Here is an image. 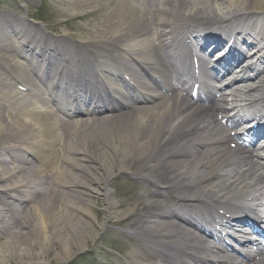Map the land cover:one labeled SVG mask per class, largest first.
Wrapping results in <instances>:
<instances>
[{
    "label": "bare ground",
    "instance_id": "obj_1",
    "mask_svg": "<svg viewBox=\"0 0 264 264\" xmlns=\"http://www.w3.org/2000/svg\"><path fill=\"white\" fill-rule=\"evenodd\" d=\"M67 2L61 8L71 17L103 9V17L92 25V37L78 40H95L90 44L97 49L88 52L66 40V34L50 36L44 32L49 30L45 24L14 18L8 10L0 14V37L8 33L5 41L22 51L17 56L0 54V264L9 259L17 264L45 263L50 250L47 241L52 239L61 246L58 254H71L75 248L89 245L100 229L115 221L124 226L119 231L137 242L128 255L133 264H145L148 258H161L166 264H214L217 251L205 246L196 232L199 225L177 214L181 207L197 206L207 199L217 197L214 201L221 203L236 193L249 196L257 190L249 186L263 181V155L231 148L232 136L215 121L213 107L222 109L227 103L230 108L229 101L236 97L249 113L262 106L260 115L264 116V77L250 84L253 100L248 104H244L246 89L241 85L222 99L225 103L213 99L212 107L191 102L182 87L171 96H153L149 104L134 105L130 111L85 120H64L41 100L26 104L13 91L3 92L2 85L7 70L31 80L23 66L31 57L38 59L42 53L36 52L38 48L59 56H83V60L114 58L121 54H115L116 49L161 70L156 42L167 43L164 39L172 23L179 24L177 29L183 25L194 29L217 22L214 25L236 35L239 27L241 33L248 30L252 45L261 44L258 49L264 50L260 41L264 37V0H168V7H159L158 15L137 0H117L112 6V0ZM150 23L160 27L158 30L163 28L166 37ZM47 41L60 46L52 47ZM47 72L37 71L45 85ZM75 79L78 84L82 81ZM29 83L34 91L39 90ZM44 113L48 119L47 115L43 118ZM229 113L228 109L225 114ZM121 174L126 175L121 178ZM130 176L134 180L129 183L135 188L152 191L123 194L112 189L115 184L118 187V180L122 183ZM160 187L170 193L164 195ZM99 199L103 207L93 206L91 201ZM148 241L156 250L147 247L142 252L140 244ZM39 243L41 249L36 248ZM165 251H180L186 257L174 262Z\"/></svg>",
    "mask_w": 264,
    "mask_h": 264
},
{
    "label": "rangeland",
    "instance_id": "obj_2",
    "mask_svg": "<svg viewBox=\"0 0 264 264\" xmlns=\"http://www.w3.org/2000/svg\"><path fill=\"white\" fill-rule=\"evenodd\" d=\"M117 0H112L111 6ZM223 1V0H222ZM68 4L67 0H0V14L8 13L17 15L19 17L27 16V18L43 22L53 31L58 33H66L74 38H89L92 37V25L103 17V9L96 11V13H88L80 17H71L68 12L62 10L61 7ZM14 11V12H11ZM5 15V14H4ZM113 190L120 191L119 193H139V188H135L130 184H115ZM141 191V190H140ZM95 207H103L104 202L91 201ZM104 216V215H103ZM104 221V220H103ZM115 222H111L103 229H100L98 234L90 240L89 245L82 246V248H75L71 254H58L61 246L52 240L47 241V247L50 250L45 255V263L36 264H116L109 254L118 255L122 257V250L133 246L131 242L127 243L122 234L116 233L121 227ZM26 231V229H22ZM42 244L36 245V248L41 249ZM62 256V257H59ZM25 260V259H24ZM111 260V261H110ZM5 264H17L13 259H9Z\"/></svg>",
    "mask_w": 264,
    "mask_h": 264
}]
</instances>
